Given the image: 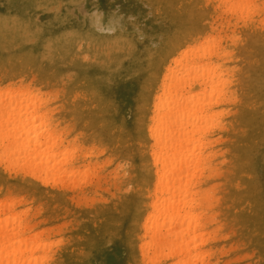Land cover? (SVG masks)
<instances>
[{
  "label": "rangeland",
  "instance_id": "374dc122",
  "mask_svg": "<svg viewBox=\"0 0 264 264\" xmlns=\"http://www.w3.org/2000/svg\"><path fill=\"white\" fill-rule=\"evenodd\" d=\"M214 4L0 0V90L29 87L34 93L23 100H47L64 132L63 146L79 147L85 156L76 158L82 175L69 187L59 178L43 176V184L0 168V201L19 200L16 213L37 225L31 236L39 234L45 244L34 264H142L138 240L149 200L141 192L154 181L145 187L137 177L145 143L137 134L143 132L140 117L151 115L163 67L179 50L200 47L207 35L214 38L210 50L232 54L225 67L235 102L229 107L217 102L226 92L217 82L213 93L201 94L198 116L211 118L203 142L209 137L214 142L211 160L217 169L205 189L220 205L218 224L206 230L215 238L200 247L196 264H264V15L254 26L238 22L225 28ZM221 36L226 38L219 41ZM220 59L208 60V68L220 67L226 80ZM188 74L183 68L180 76L196 75ZM39 118L33 119L38 127L45 124ZM143 135L148 151L152 142ZM145 158L152 175L146 153ZM138 185L141 192L135 193Z\"/></svg>",
  "mask_w": 264,
  "mask_h": 264
},
{
  "label": "bare ground",
  "instance_id": "6f19581e",
  "mask_svg": "<svg viewBox=\"0 0 264 264\" xmlns=\"http://www.w3.org/2000/svg\"><path fill=\"white\" fill-rule=\"evenodd\" d=\"M214 5L222 10L220 17L223 15L224 20L221 24L225 28L231 25L235 28L238 22L240 25L243 22V26H254L264 15V0H215ZM260 21L264 23V20ZM209 36H205L200 47L188 46L183 51L179 50L176 53L178 58H171L163 67L160 93L157 91L151 102V115L140 117L139 128H143V132L137 134L145 143L140 146L141 164L137 177L142 179L145 187L151 179L154 181L151 189L145 188L141 192L142 187L138 185L135 190L149 200L141 223L142 237L138 240L142 264H162L182 255L185 257L178 264H196L201 261L200 247L215 238L212 237L214 233H206L211 225L218 224L220 205V199L215 200L211 191L205 189L207 181L217 172L211 160L215 155L210 150L214 142L211 137L203 142L209 133L211 118L207 120L208 116H198V111L200 102H203L201 94L213 93L216 82L226 86V92L221 94L222 100L217 102L223 101L227 107L234 104L235 91L231 71L225 67L232 54L220 47L210 50L214 38ZM224 38L226 36L219 37V41ZM214 56L222 58L221 67L226 68V80L221 79L223 72L218 73L220 67L208 68V60ZM183 68L189 71V76L196 75L181 77ZM10 87L0 90V168L7 175L33 181L42 180L43 176L59 178L65 182V187H69L82 175L75 167L76 158L83 160L85 156H80L79 147L63 146L64 132L55 123L47 100L37 99V96L26 102L23 99L34 93L31 88ZM197 88L202 91L193 94ZM36 116L45 120V124L35 125L33 119ZM226 124L222 131H226ZM144 132L147 140L152 142L148 151L145 148L147 141L143 140ZM145 153L153 176L150 175L151 170L145 169ZM68 155L70 159L66 160ZM42 181L46 184L45 180ZM5 198L0 201V264H34V257L45 247L39 242V234L31 236L37 225L28 221L25 213H16L15 206L19 200Z\"/></svg>",
  "mask_w": 264,
  "mask_h": 264
}]
</instances>
